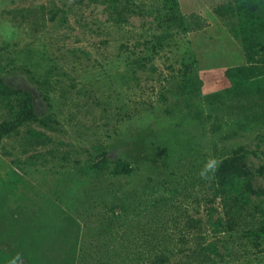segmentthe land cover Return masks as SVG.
I'll return each instance as SVG.
<instances>
[{"label": "rangeland", "instance_id": "374dc122", "mask_svg": "<svg viewBox=\"0 0 264 264\" xmlns=\"http://www.w3.org/2000/svg\"><path fill=\"white\" fill-rule=\"evenodd\" d=\"M173 1L181 27L165 0H0V264H264V45L244 0Z\"/></svg>", "mask_w": 264, "mask_h": 264}, {"label": "trees", "instance_id": "16d2710c", "mask_svg": "<svg viewBox=\"0 0 264 264\" xmlns=\"http://www.w3.org/2000/svg\"><path fill=\"white\" fill-rule=\"evenodd\" d=\"M129 1V0H128ZM245 2V9L248 12H244L245 13V18L246 20L249 22V24L247 25L250 26V28L246 29V32L242 31V36L244 38L245 41V48L247 51L250 52V54H254V47L256 46H260L261 44L264 45V0H244ZM174 1L173 0H165V2H163V9L165 10L164 15L161 16H156L155 18H159L164 20L165 22H167L168 24H174V26L177 27H181L182 23V17L177 15L175 12H173V8L176 9V7H174ZM119 5H114V7H116V10H118ZM124 9L126 8V6H123ZM122 7V8H123ZM255 9V10H254ZM122 10H118L117 13H122ZM154 18V19H155ZM264 57V56H263ZM21 111L20 113H23L25 116L31 117L34 116V112L32 111L31 105H28V109H25L23 107H21ZM19 117V115H18ZM36 136H41L42 133L40 132H35ZM101 157H105V155L101 154ZM244 172L243 171H236V176L234 177H230L228 174H224L223 170L221 169V166H219V168L217 169L216 173H215V177L213 179V182L211 185H213V187L217 190L216 192H221L223 193V195L227 198H230L233 200V204L235 206L238 205L240 206L241 202H246L248 200V194L250 193L249 189H248V183L244 182L243 178H246L245 175H243ZM230 191H235L236 193H238L239 197H232V195L230 194ZM244 193H247V196L244 195ZM215 197H222V194L220 195L219 193H213ZM224 199V198H223ZM237 199V202H236ZM243 199H245V201H242ZM126 208V205L124 203V207ZM218 223L221 225L222 221L220 219V217L213 221L212 223V227L214 228L213 232L216 231L217 227H218ZM150 244V242H149ZM150 248V253L152 256H154V258H150L151 261L146 263V264H164L169 258L168 255H165L161 250H159L157 248V245H149ZM200 248H203L205 250V252L208 251H212L216 249V244L214 242H208V244H206L205 246H201ZM207 248H210L209 250ZM159 253V254H156ZM203 257H201V259H199V261H204L205 259H207L205 256V254L203 253L202 255ZM172 264H183L181 263V261L178 259H175V261Z\"/></svg>", "mask_w": 264, "mask_h": 264}, {"label": "clouds", "instance_id": "9594fccd", "mask_svg": "<svg viewBox=\"0 0 264 264\" xmlns=\"http://www.w3.org/2000/svg\"><path fill=\"white\" fill-rule=\"evenodd\" d=\"M220 161L216 159L215 157L209 156L205 159L201 169L198 172L199 177L202 180L210 181L214 179L215 173L217 169L219 168ZM19 259V257H16L13 260V264H15V261Z\"/></svg>", "mask_w": 264, "mask_h": 264}]
</instances>
